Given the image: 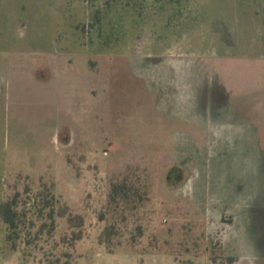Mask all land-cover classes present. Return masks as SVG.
Masks as SVG:
<instances>
[{"label": "rangeland", "instance_id": "rangeland-1", "mask_svg": "<svg viewBox=\"0 0 264 264\" xmlns=\"http://www.w3.org/2000/svg\"><path fill=\"white\" fill-rule=\"evenodd\" d=\"M228 1L210 0L209 26ZM237 1L228 47L188 46L151 9L102 7L103 42L102 0L57 13L58 0H0V24L19 25L0 42V202L16 196L18 221L12 248L0 218V264H204L235 215H264V45L245 37ZM59 49L76 82L25 74ZM115 182L141 198L112 200Z\"/></svg>", "mask_w": 264, "mask_h": 264}, {"label": "crops", "instance_id": "crops-1", "mask_svg": "<svg viewBox=\"0 0 264 264\" xmlns=\"http://www.w3.org/2000/svg\"><path fill=\"white\" fill-rule=\"evenodd\" d=\"M71 1L72 0H58V6L56 7L57 9L55 8L57 11L54 10V12L57 13L59 8L65 7L67 3L69 7H72ZM79 1H82V3L86 2L85 0H78V6L80 5ZM191 1H195V8L198 9L197 15L193 14V9L190 5ZM225 3L226 4H223L222 8L219 10V12L223 14L220 16L221 19L213 20V23L211 22L212 25L209 26L206 23V21L208 20L206 19V15L209 13L210 15H215L214 8H209L210 0H187L186 7L183 9L182 14H180L179 17L176 16L171 18L168 27H170L171 32H174L176 28L177 30H179L180 28V32L184 30L188 38L186 39V43L188 46H193L194 44H196V46H203L207 44L209 46L220 45L229 47L231 45H234L236 44L238 39H240V22L236 17L229 19L228 21L224 20L223 17L225 15V10H228L230 12L231 9V12H233V14H237L241 11V9L237 0H230ZM244 7L246 8L248 13V16L245 17L248 19H246L242 23L244 27V35L247 39L250 40L249 42H252L254 44L255 47L259 45L262 46L264 45V0H245ZM198 17L200 18L199 20H197ZM189 20L194 21V23L199 21L198 26H194V28H191L190 24H192V21L188 23ZM248 23L250 25H248ZM76 25L77 24H75V26ZM178 25H180L179 28L177 27ZM0 26L9 31L5 36L0 35V42L5 40L10 43L12 39L14 40L18 38L17 32L19 29V25L6 26L4 24H0ZM250 26L251 29L247 31V27ZM195 27L196 30H198L199 32L201 31V33L194 35L192 31L195 30ZM54 45H56V42H54ZM46 52L49 53L47 54V59L45 58L42 63L34 64L32 66V68L34 69L33 72H25V74L30 77V79L46 89L53 86L56 82H58V80L60 81V79H76V72L72 69V66H68V64H71V62L67 61L65 55L61 54L60 49L53 51L49 50ZM54 52L56 54H54ZM254 59H260L262 60V62H264V54H261ZM39 70L45 73L44 76L41 75V72ZM185 72L187 78V76L190 75L188 73V68ZM196 73L197 75H199L200 73H202L203 76L206 75L205 71H197ZM187 84L188 86H190L189 80H187ZM9 86L10 80L8 82V88L4 90V95H7V93H9ZM228 226L231 232H229L224 237L223 244L219 252L220 254L217 257H207L204 264H264V215H235L232 222H229Z\"/></svg>", "mask_w": 264, "mask_h": 264}, {"label": "trees", "instance_id": "trees-1", "mask_svg": "<svg viewBox=\"0 0 264 264\" xmlns=\"http://www.w3.org/2000/svg\"><path fill=\"white\" fill-rule=\"evenodd\" d=\"M95 1L97 0H86V2L93 7L95 5ZM101 7H97L92 11V22L91 27L99 28V36L103 42L107 41L106 37L102 38L103 32L105 30V26L101 24V19L103 18V9L110 10L115 6H121L125 13H128L133 17L142 16L146 9H151L153 13H164L167 16V25L169 26L170 20L173 17L180 16L182 14L183 9L186 7L187 0H102ZM135 18V19H136ZM137 22V21H136ZM120 23V22H119ZM112 28V27H111ZM113 33V29L111 30ZM107 35H110L107 33ZM138 195V199L141 198V194L138 193L136 188H132L128 186L125 182H115L111 186L110 197L112 200L117 201L121 200L124 202H129L132 196ZM16 196L8 199L6 201L0 202V218L7 225L9 230L7 237L12 242L11 247L15 248V237L16 235L15 229L17 227V211L15 210L16 205ZM66 212H61L59 215H65ZM74 216H69V220H72ZM78 220H81L80 216H75ZM79 236H76L75 239H78ZM66 264H69L66 262Z\"/></svg>", "mask_w": 264, "mask_h": 264}]
</instances>
